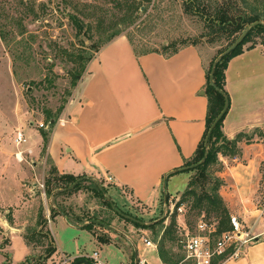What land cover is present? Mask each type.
Returning a JSON list of instances; mask_svg holds the SVG:
<instances>
[{
    "label": "crops",
    "instance_id": "1",
    "mask_svg": "<svg viewBox=\"0 0 264 264\" xmlns=\"http://www.w3.org/2000/svg\"><path fill=\"white\" fill-rule=\"evenodd\" d=\"M211 60L208 52L195 45L185 46L171 57L158 53L138 56L124 35L105 45L89 62L81 91L46 131L50 133L46 158L51 168L61 175L101 180L112 199L121 196L155 211L164 198L165 180L168 193L171 176L194 156L206 131V71ZM226 82L230 106L223 132L237 143L234 156L219 154L220 194L230 214L244 218L257 242L247 247L242 257L221 264H264V207L256 206L264 200V46L234 57L226 70ZM37 139L44 142L42 135ZM36 187L33 183V189ZM39 197L48 217L50 210L42 192ZM54 202L61 205L58 196H51L50 208ZM29 203H24L26 210ZM6 225L3 223L10 235L11 264H21L34 254L24 240L27 225ZM47 227L57 248L47 264L90 259L91 254L82 248L66 256L55 231L61 227L77 233L85 230L83 227L61 214L49 219ZM108 230L105 233L111 231L113 237L120 235ZM76 236L70 233V240ZM92 237L100 255L110 248L122 251L113 243L102 244ZM141 247L144 253L152 250L143 244ZM137 251L138 258L153 264L144 253L139 255V246ZM157 255L158 264H164Z\"/></svg>",
    "mask_w": 264,
    "mask_h": 264
},
{
    "label": "rangeland",
    "instance_id": "2",
    "mask_svg": "<svg viewBox=\"0 0 264 264\" xmlns=\"http://www.w3.org/2000/svg\"><path fill=\"white\" fill-rule=\"evenodd\" d=\"M130 1H136L141 8L136 13V24L125 28L121 19ZM185 1L0 0V264L12 262L10 235L3 223H25L27 227L24 236L38 229L37 222L42 208L39 197L41 192L50 210V198L45 193V182L48 178L57 177V174H51L45 142L38 143L37 138L41 137L42 130H50L49 120H57L76 98L87 72L86 68L78 86L73 87L74 69L81 67V63L78 65L79 55L86 59L94 57L95 47L118 29L125 30L123 34H131L136 43L149 42L158 45L168 41L178 45H195L208 52L211 59L227 45V36L213 31L206 21L208 17L204 16L214 15V8L224 0H209L212 9L208 8L206 5L209 4L204 1L207 11L200 6L199 10L190 13L185 11ZM77 21L85 23L86 27L82 32L78 31ZM116 22L120 24L117 26ZM41 124H44V127H41ZM19 133L23 134L25 142L18 141ZM220 170L221 165H215L211 167L210 174L218 176ZM261 171L264 175V167ZM194 174L195 172H179L172 175L167 191L169 194L175 189L180 191L170 194L166 202L164 194L155 211L147 206L130 203L121 196H113L112 199L106 193L123 214L149 226L165 220L163 229H140L124 217L118 216L97 194L94 185L97 184L96 180L94 183L87 182L84 181L87 179L85 177L74 183H82L80 190L59 196L58 202L73 218H81L82 224H88V218L95 215L111 219L114 229L126 237H113L109 235L111 231L105 234L110 238V243L115 244L124 253L110 248V251L101 252L100 256L110 264L128 263L129 260H135V249L137 250L138 246L139 255L144 253L141 237L145 236L154 242L160 241L163 231L170 226L174 215L176 227L167 238H176V233H179V238L187 233L195 235L198 233L197 225L201 219L207 222L215 219L205 210L196 208L195 199L182 202L188 186L187 179L189 184ZM99 181L106 188L105 183ZM174 182L177 183L175 187ZM33 183L37 184L35 189ZM15 196L19 198L18 202L12 201ZM27 201L32 203H29L26 210L24 203ZM180 202L182 204L178 208L181 207L182 212L177 208ZM260 205L264 207V200L256 202V206ZM21 208V213H18ZM47 214L49 224L51 212L48 211ZM240 220L246 226L244 218L240 217ZM45 230L49 228L46 227ZM55 231L60 247L67 251L64 253L68 255L81 248L91 255L94 250H99L89 231L74 233L69 229L63 231L61 227ZM70 233L77 234L75 240H70ZM174 250L177 256L184 254L177 241L174 243ZM157 253V250H147L143 255L151 263L158 264Z\"/></svg>",
    "mask_w": 264,
    "mask_h": 264
},
{
    "label": "trees",
    "instance_id": "3",
    "mask_svg": "<svg viewBox=\"0 0 264 264\" xmlns=\"http://www.w3.org/2000/svg\"><path fill=\"white\" fill-rule=\"evenodd\" d=\"M147 2H151L152 0H146ZM207 2L206 5L205 2ZM211 1V0H210ZM209 0H186L185 1V11L187 13L195 12L194 10H199V7L203 10H208L212 3ZM141 8L140 4L136 1H130L127 5L125 15L122 17L121 22L125 25V28H130L136 24L137 18L136 13ZM212 9V8H210ZM215 9L214 15L206 14V21L211 26L213 31L221 32L223 35L227 36L228 43L225 47H223L216 57H214L209 66L207 67L206 76L207 82L205 86V93L208 99V110L206 117V131L204 133L203 139L200 142L198 149L194 156L189 160H186L182 168L179 170L180 172H195L194 176L191 177L190 182L187 186L186 191L183 194V201L189 200L191 198L196 200V208H200L205 210L208 215H213V221L209 220V223H216L217 225V235L219 236L221 233L225 231H229L231 229L230 223V211L226 206L224 199L220 194V190L223 184V181L218 176H213L210 174L211 167L215 165L222 164L219 160V154H223L225 156H234L236 154V140L231 141L227 138V136L223 132L224 120L227 116L228 111L225 115L220 119V121L214 127L211 136L209 138L208 147H206V139L207 136L217 120L220 114L223 112L226 101L230 99L226 89V70L228 68L229 62L236 56L241 55L247 50L254 49L260 45L264 46V0H224L220 5H217ZM253 23H259L257 26L252 28L244 41L231 53L222 58L216 67L214 74V82L218 88L215 89L210 84V74L212 70L213 63L217 59L219 55L225 52L238 38L239 36ZM119 25L117 23L115 25ZM76 25L78 26V31L82 32L85 29V23L82 21H77ZM117 25V26H118ZM125 30H116L113 34L107 38L105 41L101 42V44L95 47V53L99 52L105 45L112 42L117 37L124 35L129 40L132 45L136 55H146L150 53H158L162 54L166 57H171L179 52L183 47L188 46L187 44L178 45L175 42L164 41L157 44H149V42H138L136 43L134 37L131 34H123ZM78 65L81 63L80 68L74 69V79L72 86L77 87L78 82L82 77L84 70L87 68V63H89L92 57L86 59L84 56H78ZM50 126H54L55 121L51 118L49 120ZM49 132L45 130L41 131V135L43 136L45 146L48 144L49 140ZM208 153V157L206 161L199 165L198 167L190 169V166L196 165L200 163L205 155ZM51 174H57L55 178H48L45 182V193L48 198L52 196L54 192L60 189H67L72 186L79 179L84 178L83 176H73V175H61L58 173L55 167L52 166ZM84 181L93 182L92 179L88 178ZM94 183V182H93ZM103 186V183H101ZM95 188L99 197L103 198L105 205L109 206L112 210L111 204L105 199V195L100 190L97 184H95ZM82 188V183H79L75 186L73 190L70 191H61L56 192L55 196L67 195L71 194L74 191H78ZM104 188V191L108 193L107 188ZM167 201L169 200L170 194L166 193ZM55 199V198H54ZM180 202L177 204V208L182 204ZM57 203V202H56ZM54 202V207L50 208L51 219L54 220L55 217L60 215V211H62L68 222L83 227V229L89 231L96 240L102 244H110V238L106 236L105 232H108L102 224H97L94 221H99L105 225H109L113 227L112 220L108 218H101L98 216H92L88 218V224L80 223L82 221L81 218L75 216L74 218L71 216L69 211L66 210L62 205L56 204ZM117 209L121 212V209L118 208L117 204L113 201ZM118 216L119 214L113 210ZM39 219L37 222V227L40 230L35 229L29 232V234L24 236V240L26 241L27 246L32 250L34 254L28 256L24 262L21 264H47L48 261L57 253V248L55 246L54 237L51 234L50 230H45L48 224V220L46 218V213L44 208L40 209ZM121 216V215H120ZM122 217V216H121ZM204 217V216H203ZM41 218V219H40ZM73 218V219H71ZM126 219V218H125ZM74 222H72V221ZM127 221L132 222L136 227L140 229H154L155 227H160V229L164 228L165 220L154 223L153 225H142L138 222H133L129 219ZM176 227V216L174 215L173 220L171 221L170 226L166 227L163 231V236H161V240H156L158 244V253L164 264H178L182 261L185 255L177 256L174 250V243L178 244L179 236L176 233V238H167L168 235L174 232V228ZM114 228V227H113ZM114 232V231H113ZM38 251L40 255L36 256L35 252ZM66 256L70 257L65 253ZM80 259H87L91 264H94L91 259L88 258H75L71 261L70 264H74ZM133 260V259H132ZM131 260L130 264H134V261ZM225 259L223 256L217 257L212 264H221Z\"/></svg>",
    "mask_w": 264,
    "mask_h": 264
},
{
    "label": "built area",
    "instance_id": "4",
    "mask_svg": "<svg viewBox=\"0 0 264 264\" xmlns=\"http://www.w3.org/2000/svg\"><path fill=\"white\" fill-rule=\"evenodd\" d=\"M41 127H44V124H41ZM18 141L25 142L22 133H19ZM178 210L182 212L181 207ZM230 223L231 229L218 236L216 223L201 219L197 225V234L187 233L180 236L178 244L183 249L185 257L178 264H212L220 256L225 260L242 257L246 248L257 242V236L242 224L240 217L236 215L230 216ZM140 241L146 249L158 250V244L145 236H142ZM90 259L94 264H110L101 258L98 251L93 252ZM68 263L69 261L65 260V264ZM138 264H146V260L143 257L138 258Z\"/></svg>",
    "mask_w": 264,
    "mask_h": 264
},
{
    "label": "water",
    "instance_id": "5",
    "mask_svg": "<svg viewBox=\"0 0 264 264\" xmlns=\"http://www.w3.org/2000/svg\"><path fill=\"white\" fill-rule=\"evenodd\" d=\"M259 23H253L252 25H250L240 36H239V38L225 51V52H223L221 55H219L218 57H217V59L215 60V62L213 63V66H212V70H211V74H210V84H211V86H213L215 89H217L218 90V88H217V86H216V84H215V82H214V74H215V70H216V67H217V64H218V62L222 59V58H224L226 55H228L229 53H231L233 50H235L243 41H244V39L246 38V36L248 35V33L250 32V30L252 29V28H254L255 26H257ZM81 91V87L79 88V90H78V92H80ZM229 106H230V104H229V101H226V106H225V108H224V110H223V112L220 114V116L217 118V120L215 121V123L213 124V126H212V128H211V130H210V132H209V134H208V136H207V139H206V147H208V142H209V138H210V136H211V133H212V131H213V129H214V127L216 126V124L220 121V119L225 115V113L228 111V109H229ZM207 157H208V153L205 155V157L203 158V160L200 162V163H198V164H196V165H193V166H191V167H189V168H195V167H198L199 165H202L205 161H206V159H207ZM85 178H87L88 179V177H85ZM92 179H95V178H93V177H91ZM96 180V182H97V185H98V187L100 188V190L103 192V194L105 195V199L111 204V206H112V208H113V210H115L119 215H121L122 217H124V218H126V219H129V220H131V221H133V222H138V223H140V224H142V225H148V224H146V223H144V222H141V221H139V220H137V219H135V218H132V217H130V216H127V215H125V214H123L122 212H120L118 209H117V207L115 206V204L113 203V201L110 199V198H108L107 196H106V192L104 191V188H103V186H102V184H101V182L98 180V179H95ZM166 183H167V179L165 180V182H164V193H165V202H166V199H167V196H166ZM75 186H76V184H73L72 186H70L69 188H67V189H60V190H57L56 192H61V191H70V190H73L74 188H75ZM56 192H54L53 193V195L52 196H54V194L56 193ZM60 214H61V216L62 217H66V215L62 212V211H60ZM95 223H97V224H102L105 228H107V229H110V230H112V231H114V232H116V233H118V234H120L121 236L123 235L124 237H126V235H124V234H122L121 232H119L118 230H115L113 227H111V226H109V225H105V224H103V223H101V222H99V221H94ZM74 264H91L90 262H89V260H87V259H80V260H78L77 262H75ZM134 264H138V251L135 249V262H134Z\"/></svg>",
    "mask_w": 264,
    "mask_h": 264
}]
</instances>
